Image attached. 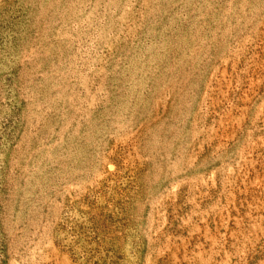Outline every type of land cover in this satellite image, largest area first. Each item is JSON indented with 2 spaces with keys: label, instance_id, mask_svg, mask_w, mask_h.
I'll list each match as a JSON object with an SVG mask.
<instances>
[{
  "label": "rangeland",
  "instance_id": "obj_1",
  "mask_svg": "<svg viewBox=\"0 0 264 264\" xmlns=\"http://www.w3.org/2000/svg\"><path fill=\"white\" fill-rule=\"evenodd\" d=\"M0 264H264V0H0Z\"/></svg>",
  "mask_w": 264,
  "mask_h": 264
}]
</instances>
